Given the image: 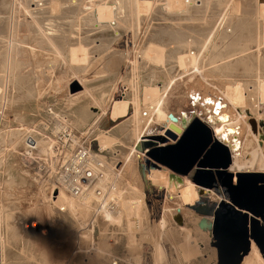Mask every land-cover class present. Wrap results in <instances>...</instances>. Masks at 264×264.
<instances>
[{"label":"rangeland","instance_id":"rangeland-1","mask_svg":"<svg viewBox=\"0 0 264 264\" xmlns=\"http://www.w3.org/2000/svg\"><path fill=\"white\" fill-rule=\"evenodd\" d=\"M167 1L172 0H0V21L7 24L5 37L0 34V264H151L149 237L158 221L163 227L159 228V242L166 257L163 264H235L246 243L251 246V242L264 262V160L252 137L257 132L248 122L245 126L251 130L246 129L240 139V161L236 162L243 170L226 172L235 166L233 161L225 173L214 175L205 168L203 171L209 174L205 176L206 186L201 188L167 168L170 176L166 183L155 181L154 175L165 170L160 165H147L149 159L144 152L136 150L143 137L158 136L163 131L146 123L148 108L142 107L141 95L146 87L161 86L155 80L160 72L167 75L170 83L164 93L163 109L184 129L191 125L188 136L195 144L207 139L203 124L211 139L221 135L223 128L240 126H235L238 116L222 94L227 86L221 83L239 94H244L247 87L252 92L253 62L246 68L234 64L223 74L213 70L246 52L264 57V45L257 48L247 40V46L241 47H250L249 51L220 61L229 49L238 48L240 41L232 48L231 39L244 25L263 21L264 31V0H234L240 6V12L230 20L234 25L220 28L217 15L228 0ZM146 2H150L149 8ZM256 3L263 8L260 18L248 11ZM104 5L115 11L110 23L97 20L96 10ZM213 22L218 27L213 46L204 50L202 43L179 46L184 50L182 54L189 49L195 52L200 60L199 73H210V83L202 73L188 68L184 72L176 62L174 47L184 43L183 37L185 42H193L196 30ZM237 23L243 26L237 28ZM152 42L164 48L161 63L144 57V50ZM121 101L127 103V112L114 116L113 107ZM133 106L141 111L139 122H135L138 115H134ZM248 131L262 158L260 163L258 156L255 165L248 149ZM104 136L113 139L106 149L99 141ZM258 137L259 146H263L264 130ZM232 138L234 142L239 140L234 134ZM27 140L36 142L35 150L27 148ZM213 143L207 150L211 149L210 160L218 164L223 159L222 150L228 149L221 145L217 150L212 148ZM84 146H89L96 157H103L112 171L125 166L122 175L126 182L120 181L118 187L126 200L127 215L120 226L104 221L105 206H99L94 199L88 209L80 204L73 207L66 200L71 196L59 190L54 196L60 192L61 202H67L58 208L48 193L54 182L50 176L54 156L59 152V167ZM242 152H246L245 156ZM180 156L178 165L186 159ZM230 158L234 159L232 155ZM199 168L202 166L195 164L192 170ZM242 173L245 178L239 185L237 179ZM186 180L194 189H201L192 205L180 198L179 190ZM204 188L217 195L222 190V206L208 204ZM196 204L203 211L211 207V214L191 209ZM38 230L44 232L37 240L25 238V233ZM108 231L119 235L115 250L106 249L102 241ZM49 233L51 238L46 240Z\"/></svg>","mask_w":264,"mask_h":264},{"label":"bare ground","instance_id":"bare-ground-1","mask_svg":"<svg viewBox=\"0 0 264 264\" xmlns=\"http://www.w3.org/2000/svg\"><path fill=\"white\" fill-rule=\"evenodd\" d=\"M167 2L168 3H174V2L176 3V1H174V0L167 1ZM146 4H147L146 5L147 8H149L150 7V2H146ZM70 7H72V6H70ZM112 9L108 8L105 5L98 7L97 10H96V17H97L98 22L99 23H102V22L110 23L112 21V19L115 17V13H114L115 11L112 10ZM262 9L263 8H260V5H258L256 3V5H254L253 9H250L248 11L251 12L252 16L254 15L257 18H260V14L263 12ZM246 10H244V11H246ZM229 11H230V13H229L230 15H228ZM241 11H242V9H241ZM238 12H240V6H239V4L237 2H235L234 0H228L227 2H224L223 6H222V8L220 10L219 15H217L218 16L217 20L215 19L216 22L219 23L218 27L220 28V27H223L225 25L226 26L227 25L228 26H231V25L233 26L234 24L230 20H232L234 15L236 13H238ZM227 20H229L228 24H227ZM2 21L3 20L0 21V34L1 35H3V34L5 35V32L7 33V24L5 22H2ZM216 22L215 23L213 22L214 25H211V26L210 25H207V26L205 25V26H202V28H199V30H196L197 32H195V34H197V35L196 36H192V37H196L195 40H193V42L187 41V39H186V42H185V37H183L184 43H180L179 42V44L176 47H174L176 49V52L174 53V55H175V57L177 59L176 62L180 65V67L184 68V70H185L184 72H187L190 69H192L196 73L198 72V74L202 73V75H201L202 78L207 80L206 82H210V83L212 82L211 78H213L211 75H209L210 73H205L204 71L202 72V70H201V73H199L200 72L199 69H201L199 67L200 60H199V57L195 55V52L194 51L192 52V49H189V50L185 51L186 54H182V52L184 50L182 51L183 48L179 49V46L185 48L186 46H189L191 44H193V45H201V43H202V49L203 50L205 48H207V47L213 46L212 45L213 37L216 36V32H217V29H218V27L216 28ZM262 22L261 21L260 22L259 21H255V23L253 25L248 24V25H250L249 26L250 28H246V27H248V25L247 26L244 25L245 27H243L242 30H239L240 32H237L235 34V36H232L231 41L234 42V44H231L232 48L237 44L238 41H240L239 45H237L238 48L235 49V50L229 49L228 51H230V50L231 51L228 52V55L222 57L220 59V61L224 62L223 60H226V59L230 58L233 55H235V57H236V54H238V53L241 54V53H243L245 51H249L251 49L250 47L249 48L241 47V45L245 44V42L247 40H248L247 41L248 44L249 43H253V44H255V47H257V48L263 46L264 45V31H263ZM213 23H211V24H213ZM208 24H210V22ZM237 26L236 27L239 28V27H241L243 25L242 24L241 25L238 24ZM237 28L235 29L236 31H237ZM227 30H229L231 32L235 31V30H232V29H227ZM4 35H3V37H5ZM12 46H14V45H12ZM166 47H167V45H166ZM82 49H83L82 51L85 52L84 48H82ZM258 50L259 49L256 50L255 54H258V52H259ZM260 50H261V48H260ZM74 52H75V50H72V52H71L72 57L75 56ZM163 54H164V48L162 46L154 44L153 42L151 44H149L148 47L144 50V57L148 58L149 60L156 59V62H158V63L162 62ZM246 54H247V52H246ZM246 54H245V56H241V57H240V55L239 56L237 55V57H240V58L234 59L235 61H233V62H231L232 59H230L231 61H229L227 63L224 62V64L222 66L220 65L221 67L219 66L220 68H216L215 70H213V71L217 70L218 72L223 74V72L228 70L229 67L233 68L232 66L234 64L242 65L243 67L246 68V65H248V63L251 61V62H253V65H254V68H253L254 70H253V72H251L252 74L250 73V77L255 78V81L252 82V87H251L252 88V92H249L250 88L248 89V87H247L244 94H239L237 92H234L233 90H229V87H228L229 85H227L225 82L221 83L223 86H225V85L227 86L226 88H224L223 91H221L222 94H224L225 98L229 101V103L231 104L233 109H235V111L237 113V116H238L236 121H235V126L237 125V123H239V125H240L239 127L235 128V129L223 128V133L221 135L215 137L214 139L212 138V142H216L217 144H220V145L224 146L225 148H227L228 151H229V154L232 155V158H234L233 160H231V163L233 161L235 166L232 167V168L230 167L228 170H226V172H231V170H233V169L236 170V168H238L239 170H243L242 169L243 166H240L239 164H238L239 166L238 165L236 166V162H237L238 159L240 161V158L237 157L239 155V152L241 151L240 150V145H241L240 144V139H242L244 137V135L246 134V131H247L246 129L249 130V126L248 125L245 126V124H247V122L250 125V128H251V123L252 124L254 123L256 125L257 135L253 136V133H252V137L254 138L253 140L256 142V144L258 146V149L260 151V154H261V156H262V158L264 160V145L263 146L262 145L259 146V144H258V140H259L258 136L260 134H262L263 130H264L263 129V125H264V69L262 70V67H264V57L261 58L258 55L256 56L254 54H249V53L247 55ZM235 57H233V58H235ZM214 65H215V63H214ZM250 65H251V63H250ZM250 65H249V67H252V65L251 66ZM249 69L251 70L252 68H249ZM209 72H211V71H209ZM243 72H245V71H243ZM163 74H162V72H160V73H157V75L155 76V80L157 82L160 81L159 84L161 86L158 87L155 84V85H153L151 87L149 86V87H146V88L142 89L141 95H142V101L144 103V104H142V107H144L145 109L148 108L147 111H146L147 115L146 114L145 115L148 116L147 118L149 119V121L148 122L146 121V123L150 124L152 129L157 127V126L160 127V128H163V131H161L158 136H164L165 131L167 129H169L170 126L172 125V126H174L177 129V131H175L176 139L175 140H170L169 139V140H167V142H159V144H158L159 146L156 145L154 148L145 149L143 151L144 155L149 160H150V158H149L148 154H150L154 149L167 148L169 146L177 145L178 142L181 141L184 138V136L187 134L189 128L191 127V125H190V126L186 127V129H184L180 125L179 121L172 122L169 119V113H167L163 109V105H164V102H165L164 93H165L167 87L170 84L169 83V79L166 77L167 75L165 76V73H163ZM171 80H173V79H171ZM248 84H249V82H248ZM0 91H1V88H0ZM132 111H133L134 115H138V118H134L135 122H139L140 118H142L141 117L142 116L141 111H139L136 106H133V110ZM126 112H127V103L122 102V101L115 103V105L113 107V113H112L114 116L119 115V114L123 115ZM260 116H263V117H260ZM196 122H197V120H196ZM194 124H197V123L194 122ZM257 127H258V129H257ZM202 128L204 129V131H206L208 134L211 135L210 131L207 129V127L204 124L202 125ZM249 131H248V138L250 139V134L251 133ZM233 134L235 136H239V140L237 142L233 141V138H232ZM153 136H157V135H153ZM139 138L140 137L138 136V139ZM148 138L149 137H143L142 141L148 140ZM253 140L250 139V145L251 146L249 145L250 147L248 146V149H250L252 151L253 155H254V159H255L254 165H255V164H258V162L256 160H257V157L260 156V154L258 153V150H257ZM99 141H100V146L102 148L106 149L108 147V145H110L113 142V139H111L108 136H104V137H101ZM168 141H169V143H168ZM167 143H168V145H167ZM262 144H264V143H262ZM132 150L135 151V148H133ZM242 154L245 156L246 152H244V153L242 152ZM261 156L258 157L260 159V161L258 160L260 163H261V160H262ZM99 159L102 160L103 157L99 156ZM139 161L141 162L142 160H139ZM127 162H129V160ZM127 162H125V163L129 164ZM155 164L158 165L157 163H155ZM196 164L200 165V162H197ZM124 167L120 168L119 170H116V171H112L111 169H109L107 171L108 180L113 183V186L111 188V192H110L106 202L104 204H102V205H101V203H98V205L101 206V207L105 206L104 207L105 209L102 208L104 221L106 223H108V224H111V225H119L120 226L121 223L124 221V218L127 215V208H126V205H125V201L126 200L124 198V195L121 192H119V187H118V184H121L120 181L123 180V182L124 181L126 182L125 176L122 175V170H124ZM159 167L161 169H164L165 171H163V172H161V173H159L157 175H154V179H155V181H159L160 183L165 184L166 181L168 180L169 176H170V172H169V170H167L168 168L166 169V167H164V166L160 165ZM207 169H209V168H207ZM129 170H131V172H132V169L130 167H129ZM198 170H201V171H197L196 173H198V172L204 173L205 171H203V170H206V169L202 167V168H199ZM211 171L210 172L214 173V175L218 174L220 172H224L225 173V170H221V169H217V170L211 169ZM208 173L209 172H207V174ZM242 174H244V173H242ZM150 178L153 179V176L151 175ZM239 179H240V176L238 177L237 182H239ZM181 187L182 188L179 190V193L181 194L180 198L182 199L183 203H185V204L187 203V204L192 205V203L195 202L197 197L199 196V191L201 192V189H197V190L194 189L192 183L189 180L184 181L183 184H181ZM203 191H204V197H205V194L209 195L208 196L209 197L208 198L209 199V203L208 204L213 203V204H217L218 207L222 206L223 199H221V198L225 197L222 194V190L218 191V195H220V196H218L217 194H213L214 190H209V189L207 190V189L204 188ZM202 196H200V199L203 198ZM68 198H70V199H68ZM68 198L66 200L73 207L76 204H78V205L80 204L83 207H85L86 209L91 207L89 205L92 202L91 200H93V199L96 200L93 197V195L90 194V193L88 195L84 196V197L77 198V199H79L80 203H77L76 200L75 199L73 200V198H71V197H68ZM53 199H54L53 203L57 204L58 208H63V206L60 205V204H63V203L67 202V201L66 202L64 201L65 199L63 200L64 202L63 201L61 202L60 192H58V194L56 196H53ZM107 201L108 202L109 201H113L114 202V205L116 206L114 211H110L109 207L107 206ZM96 202H98V200H96ZM95 205L96 204H94V206ZM218 207H216V208H218ZM210 219H212V218H208V220H210ZM159 228H161V229L163 228L162 227V221H158L156 224H154L152 226V228H151V231H150V237H149V241L150 242L149 243L151 244V248H150L151 249L150 250L151 251V253H150L151 264H163V261L166 258L165 255H164L163 249L161 247V243L159 242L160 241L159 236H161L160 235L161 233L159 234ZM57 230H58V228H57ZM59 230H60V228H59ZM181 230H182V228H180V225H178V231L181 232ZM24 235H25V238L27 240H29V241H35V240H37V237H38L36 232L35 233L34 232H30L29 234L25 233ZM242 264H264L263 258L260 256V254H259V252L257 250V247L255 246V244L253 242H251V246L249 248V252H248L247 256L244 258Z\"/></svg>","mask_w":264,"mask_h":264},{"label":"built area","instance_id":"built-area-1","mask_svg":"<svg viewBox=\"0 0 264 264\" xmlns=\"http://www.w3.org/2000/svg\"><path fill=\"white\" fill-rule=\"evenodd\" d=\"M58 134L60 135V133ZM26 143L28 149L35 150L36 142L27 140ZM57 157H60L59 152L54 156L52 162L54 171L50 176H53L54 182L48 191L49 195L51 193L53 197L56 191L61 190L71 197L81 198L90 193L101 205L106 202L113 183L108 180L107 171L110 169V165L105 160L93 155L89 146L78 148L59 167H57ZM107 206L110 211H114L116 207L113 201H107ZM24 229L27 230V226ZM41 232L38 230L36 233L39 236ZM50 238L51 236L47 235L46 240ZM102 241L106 249L115 250L118 247L119 235L108 231L102 236Z\"/></svg>","mask_w":264,"mask_h":264},{"label":"water","instance_id":"water-1","mask_svg":"<svg viewBox=\"0 0 264 264\" xmlns=\"http://www.w3.org/2000/svg\"><path fill=\"white\" fill-rule=\"evenodd\" d=\"M169 119L172 122L177 121L176 118L172 114H169ZM207 119H209V116H207ZM251 128L253 132L257 131L256 125L254 123L253 124L251 123ZM263 129H264V125H263ZM175 131H177V129L171 125L170 128L165 131L164 136H151L148 138V140L142 141L139 144H137L136 150L144 151L147 148H154L156 146V142H167V140L169 139L175 140L176 139ZM188 134H189V130L187 134L184 136V138L181 141H179L177 145L169 146L167 148L154 149L150 154H148L152 162L147 160L145 163L151 166L152 168H157L155 163H157L158 165L164 166L177 175L184 176V177L186 176L188 179L192 180L197 187L201 188V187L206 186L205 176L207 175V171L206 173L205 172L200 173L201 175L198 176V174H196L198 170H195V169L192 170L194 165L197 162H200V165L204 168L213 169V168L220 167L226 170L231 164V159L229 156V152L223 149L222 150L224 152L223 159L219 161L218 164H216L215 162L213 163L212 160H210L209 158L211 149L207 150V148L212 144L211 135L206 132L207 139L205 140V142L202 144H195L192 140H190V136H188ZM212 148L221 150L220 149L221 145L214 142L212 145ZM180 155L184 156V158L186 159L184 163L178 165L176 161L178 159H181ZM196 175H197V178L196 180H194ZM239 176H240V179H239V182L237 183L241 185L240 180L244 179L245 177L243 174H239ZM173 178L175 179L176 176L173 175L172 179ZM231 200H232L231 202L234 201V199L232 198ZM199 207H200L199 204H196V208H191V209H194L195 211H198L204 215L211 214V207H209L208 209H205L204 211L200 210L201 207L200 208ZM261 218L264 222V215H261ZM249 246L250 245L246 243L244 252L240 256H238V259L236 260L235 264H241L242 259L249 252Z\"/></svg>","mask_w":264,"mask_h":264},{"label":"crops","instance_id":"crops-1","mask_svg":"<svg viewBox=\"0 0 264 264\" xmlns=\"http://www.w3.org/2000/svg\"><path fill=\"white\" fill-rule=\"evenodd\" d=\"M36 229H38V227ZM49 235H50V233H49Z\"/></svg>","mask_w":264,"mask_h":264},{"label":"flooded vegetation","instance_id":"flooded-vegetation-1","mask_svg":"<svg viewBox=\"0 0 264 264\" xmlns=\"http://www.w3.org/2000/svg\"><path fill=\"white\" fill-rule=\"evenodd\" d=\"M33 226H34V224H33Z\"/></svg>","mask_w":264,"mask_h":264}]
</instances>
